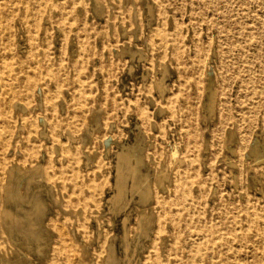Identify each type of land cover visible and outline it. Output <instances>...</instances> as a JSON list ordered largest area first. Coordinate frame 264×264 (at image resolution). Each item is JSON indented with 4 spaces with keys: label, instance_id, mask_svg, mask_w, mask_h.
I'll list each match as a JSON object with an SVG mask.
<instances>
[{
    "label": "rangeland",
    "instance_id": "1",
    "mask_svg": "<svg viewBox=\"0 0 264 264\" xmlns=\"http://www.w3.org/2000/svg\"><path fill=\"white\" fill-rule=\"evenodd\" d=\"M40 1L37 24L33 17H28L30 22L22 18L28 15V6H33L30 0L9 1L11 12L0 17L3 22L11 20L10 25L17 29L10 44L13 47L7 49L9 53L13 50V56L0 68V264H108L111 248H115L118 264H144L149 237L129 233L133 253L129 261L123 234L136 226L143 211L152 215L156 226L160 206L153 203L158 194L170 205L168 233L159 249L163 258L170 255L164 264H189L187 252L213 238L233 242L231 263L260 264L261 260L263 264L264 245L252 241L241 245L240 239L247 237L249 230L241 216L230 211L235 202L229 199L234 196L239 203L249 199L251 212L264 210V174L255 172L264 170V161L253 164L242 177L230 163L239 160V131L233 140L217 131L219 111L235 109L242 95L239 79L226 94H221L216 81L213 109L207 103L209 92L203 88L195 98V113L183 108L196 94L189 76L178 73L177 68L183 65L174 56L172 34L182 37L180 44L190 51L191 59L192 37L199 36L206 44L208 41L210 53L204 72L211 71L217 80L221 78L217 49L225 45L217 28H203L205 32L194 27L190 0H137L136 4L133 0ZM220 1L233 7V41L251 53L262 49L264 56V0ZM119 13L125 23L116 21ZM161 13L164 22L159 19ZM36 26L38 32L30 31ZM32 34L38 37L35 43ZM9 38L2 32L0 46L5 47ZM38 57L43 58L41 94L37 91L30 99H18L9 108L5 99L10 100L19 89L13 80L14 69L23 60ZM158 82H162L161 88ZM257 142L264 151V127L251 141ZM121 148H129L141 158L139 166L143 172L149 171L153 188L149 196L142 197L129 187L125 195L129 203L123 210L113 199ZM253 158L247 161L253 163ZM158 173L167 188L160 186ZM242 186L248 190L238 196ZM222 200L227 204L220 208ZM127 214L128 220L123 219ZM258 230L264 231L261 220L252 232Z\"/></svg>",
    "mask_w": 264,
    "mask_h": 264
},
{
    "label": "bare ground",
    "instance_id": "2",
    "mask_svg": "<svg viewBox=\"0 0 264 264\" xmlns=\"http://www.w3.org/2000/svg\"><path fill=\"white\" fill-rule=\"evenodd\" d=\"M9 1L11 0H0V17L7 13L8 11L11 12V6L9 4ZM28 1V0H23ZM33 4L28 6V15H22V18L30 22V19L28 18L33 17V22L37 24V21H40L41 17V2L40 0H30ZM102 2V1H101ZM137 0H133V3L136 4ZM148 2V1H147ZM153 2V1H152ZM11 3V2H10ZM104 3V2H103ZM190 4H192V11L190 13L191 18H193V24H195L196 29H202L203 31L207 32V29L211 28H217L218 33L224 37L225 45L219 46L217 49V52L219 54V61L221 68V78L214 80L213 74L210 72H204L205 70V64H206V56L209 52V45L208 41L207 44L203 41L202 38L193 36L191 39V42L193 44V58L190 57V51L188 49H184V47L180 44V39L182 38L178 33L173 32L172 34V41L174 43L173 45V53L174 56L181 62L183 65L180 68H177L178 73L183 75L184 77L188 78L189 76L190 81L192 82V87L194 89V92L196 96L193 99H188L186 103L183 105V108L187 113L194 114L197 110L196 103L197 100L195 99L198 94L201 93V90H205L206 92H209L208 95V105L210 108L213 109L215 106V100L216 95L218 93L217 89L214 88V84L219 83V88L222 89L221 94H226L227 88H229L232 83L239 79L241 88H242V95L237 101V105L235 106V109L228 108V111L225 112L223 110L219 111V118L217 123V131H222L223 133H226L227 139L233 140V136L239 131L238 133V148H239V160L237 162L230 161L231 164L235 165L237 169H239L242 172V177L245 174H248V172L251 171L253 168V164H259L260 162L264 161V151L261 148L262 145L260 143H251V141L254 139L256 135H259V133L262 132L264 127V56L262 54V49H259L258 53L255 52H249L248 49L245 48V46L240 45L235 40L233 41V30L234 28L233 24L236 23L232 18L233 13V7L229 4L230 2H223L221 3L220 0H190ZM257 3V2H255ZM262 3V2H261ZM13 3H11L12 5ZM16 4V3H15ZM194 4H198L197 6ZM20 5V4H19ZM155 5V4H154ZM14 6V5H12ZM105 6V4H104ZM151 6V5H150ZM17 7V6H16ZM15 7V8H16ZM179 7V5H178ZM14 8V7H13ZM100 9V8H98ZM103 9V8H102ZM101 9V10H102ZM149 9V8H148ZM16 11L19 10V8L15 9ZM14 11V10H13ZM100 11V10H99ZM97 12V11H95ZM102 12V11H101ZM154 12V11H153ZM152 12V13H153ZM9 13V12H8ZM13 13V12H12ZM99 13V12H98ZM148 13V12H147ZM15 14V13H14ZM5 15V14H4ZM100 15V14H99ZM254 15V14H253ZM6 16V15H5ZM11 17L12 14L10 15ZM153 16V15H151ZM4 17V16H3ZM9 17V16H7ZM16 17V16H15ZM102 17V16H101ZM100 17V18H101ZM153 18V17H152ZM5 19V18H3ZM9 19V18H8ZM160 20H166L163 13L159 15ZM2 20V18H1ZM95 20V19H94ZM93 20V21H94ZM148 20V19H147ZM253 20V19H252ZM11 21V20H10ZM9 20L6 22L0 21V31L1 33L4 32V34L8 35L9 43L6 44L5 47L0 46V68L4 66V61L8 57H12L13 50L11 53L7 51L13 44L12 36L14 34V31L17 30L13 28L10 24ZM116 21L125 23V18L122 17L121 13H119V16L116 18ZM14 22V20H13ZM26 22V23H27ZM239 22V21H238ZM253 22V21H252ZM137 23V22H136ZM151 23V22H150ZM241 23V22H240ZM259 23V22H258ZM35 24V25H36ZM263 24V23H260ZM69 25V24H68ZM148 25V24H147ZM58 26V25H57ZM65 26V25H64ZM114 26V25H113ZM257 26V25H256ZM44 27V26H43ZM109 27V26H108ZM263 27V25H262ZM264 28V27H263ZM36 28L34 29L31 27L30 31L32 32H38L36 31ZM69 29V28H68ZM138 29V28H137ZM262 29V28H261ZM40 30V29H39ZM53 30V28H52ZM64 30V29H63ZM104 30V29H103ZM109 31V29H108ZM152 31V30H151ZM154 31V30H153ZM232 31V32H231ZM0 33V34H1ZM262 33V30H261ZM36 34V33H35ZM241 34V33H240ZM37 35V34H36ZM104 35V34H103ZM109 35V33H108ZM152 35V34H151ZM247 35V34H246ZM4 36V35H2ZM37 36H34L32 34V40L33 43L36 42ZM52 38V37H51ZM109 38V37H108ZM152 38V37H151ZM7 38H5L6 40ZM41 40V39H40ZM106 40V39H105ZM26 42V41H25ZM43 43V42H42ZM109 43V41H108ZM150 43V42H149ZM220 43V42H218ZM11 44V45H10ZM30 44V43H29ZM166 44V43H165ZM9 45V46H8ZM36 45V44H34ZM33 45V46H34ZM4 46V45H3ZM41 46V45H40ZM212 46V45H211ZM31 47V46H30ZM36 47V46H35ZM67 47V46H66ZM85 48V47H84ZM148 48V47H147ZM13 49V48H12ZM30 49V48H29ZM137 49V48H136ZM211 50V49H210ZM25 51V50H24ZM34 51V50H33ZM72 51V50H71ZM84 51V49H83ZM118 52V51H117ZM134 52V51H133ZM38 53V52H37ZM29 55V53H28ZM46 55V54H44ZM53 56V55H52ZM120 56V55H119ZM124 56V55H123ZM131 56V55H130ZM133 56V55H132ZM140 56V55H139ZM40 57V56H39ZM32 58V59H25L21 63V66L18 69H14L13 71V80L17 82V85H19V89H15L13 92L12 98L9 100L10 97L6 100L4 103H8V107L12 104L17 103L18 99H28L31 97V95H34L37 91H40L41 94V62L43 60ZM47 57V56H44ZM60 57V55H59ZM52 58V57H51ZM16 59V58H15ZM82 59V58H81ZM148 59V58H147ZM47 60V59H46ZM62 60V59H61ZM212 60V59H211ZM14 61V59H13ZM16 61V60H15ZM138 61V58H137ZM134 62V61H133ZM145 62V61H144ZM16 63V62H15ZM49 63V62H47ZM53 63V62H51ZM165 63V62H164ZM55 65V64H54ZM53 65V66H54ZM131 65V64H130ZM51 66V64H50ZM165 66V64H164ZM45 67V66H44ZM52 67V66H51ZM55 67V66H54ZM87 67V66H86ZM166 68V67H165ZM53 69V68H52ZM57 69V67H56ZM111 69V68H110ZM129 69V68H128ZM149 69V68H148ZM147 70V69H146ZM207 70V69H206ZM44 71V70H43ZM48 71V70H47ZM46 71V72H47ZM50 71V70H49ZM53 71V70H52ZM86 71V70H85ZM129 71V70H128ZM45 72V73H46ZM112 72V71H111ZM143 72V70H142ZM78 73V72H77ZM147 73V72H146ZM152 73V72H151ZM166 73V72H165ZM168 73V71H167ZM44 74V73H43ZM131 74V73H130ZM164 74V73H163ZM55 75V74H54ZM3 76V75H2ZM105 77V76H104ZM143 77V76H141ZM98 78V77H97ZM168 78V77H167ZM170 78V77H169ZM182 78V77H181ZM185 78V79H186ZM8 79V78H7ZM11 79V78H10ZM9 79V80H10ZM43 79V78H42ZM161 80V79H160ZM184 80V79H183ZM180 81V79H179ZM190 82V83H191ZM162 82H158V87H162ZM174 83V82H173ZM156 84V83H155ZM185 84V82H184ZM183 84V85H184ZM16 85V86H17ZM165 85V83H164ZM177 85V84H176ZM191 85V84H190ZM9 88V85H7ZM14 86V88L16 87ZM185 86V85H184ZM183 86V87H184ZM188 86V85H187ZM2 87V86H1ZM128 87V86H127ZM153 87V86H152ZM157 87V88H158ZM191 87V86H190ZM187 88V87H186ZM203 88V89H201ZM183 89V88H182ZM201 89V90H200ZM168 90V89H167ZM2 91V90H1ZM160 91V90H159ZM68 95V94H67ZM116 95V94H115ZM113 95V96H115ZM202 95V94H201ZM4 97V96H3ZM94 97V96H93ZM107 98V97H106ZM116 98V97H115ZM3 99V98H2ZM30 99V98H29ZM104 100V99H103ZM1 102V100H0ZM87 103V102H86ZM107 103V102H106ZM223 104V103H222ZM42 105V103H41ZM72 105V104H71ZM152 105V104H151ZM199 106V105H198ZM73 107V105H72ZM10 108V107H9ZM29 108V107H28ZM100 108V107H99ZM209 108V107H208ZM94 109V108H93ZM107 109V108H106ZM83 110V109H81ZM129 110V109H128ZM9 111V109H8ZM3 112V110H2ZM7 112V111H6ZM81 112V111H80ZM92 112V111H91ZM113 112V111H112ZM214 112V111H213ZM10 113V111H9ZM8 113V114H9ZM83 113V112H82ZM206 113V112H205ZM87 114V113H86ZM111 114V113H110ZM30 115V114H29ZM83 115V114H82ZM85 115V114H84ZM209 115V113H208ZM10 116V115H9ZM87 116V115H86ZM85 116V117H86ZM5 117V116H4ZM32 117V116H31ZM81 117V116H80ZM106 117V116H105ZM84 118V117H83ZM87 118V117H86ZM133 118V117H132ZM7 119V118H6ZM5 119V120H6ZM72 119V118H71ZM79 119V118H78ZM85 119V118H84ZM97 119V118H96ZM105 119V118H104ZM121 119V118H120ZM198 119V118H197ZM8 120V119H7ZM205 120V119H204ZM77 121V120H76ZM79 121V120H78ZM212 121V120H211ZM8 122V121H7ZM99 123V122H98ZM81 124V123H79ZM86 124V123H85ZM92 125V124H91ZM154 125V124H153ZM178 126V125H177ZM24 127V126H23ZM98 127V126H97ZM156 127V126H155ZM137 128V127H136ZM25 129V128H24ZM23 129V130H24ZM80 129V128H79ZM93 129V128H91ZM78 130V129H77ZM48 131V130H47ZM142 131V130H141ZM78 132V131H77ZM48 133V132H47ZM61 133V132H60ZM162 133V132H161ZM201 133V132H200ZM140 134V133H139ZM73 135V133H72ZM261 135V134H260ZM218 136V135H217ZM163 138V134L161 135ZM261 137V136H260ZM16 138V137H15ZM74 139V138H73ZM112 138L109 139V142H111ZM165 139V138H164ZM263 139V138H262ZM125 141V140H124ZM7 142V141H6ZM85 142V141H84ZM214 142V141H213ZM229 142V141H228ZM263 142V141H262ZM128 143V142H127ZM126 143V144H127ZM118 144V143H117ZM125 144V143H124ZM144 144V143H142ZM223 144V143H222ZM128 145V144H127ZM200 145V144H199ZM83 146V145H82ZM110 146V145H109ZM117 146V145H116ZM221 146V145H220ZM129 147V146H128ZM231 147V146H228ZM132 148V147H130ZM145 148V147H143ZM236 148V147H235ZM264 148V147H263ZM52 149V148H51ZM55 149V148H54ZM122 149V148H121ZM120 149L118 155V163H117V182H116V193L113 196V199L115 203L120 205V209H125V206H127V201L125 199L126 192L128 188L132 190V192L139 193L142 197H147L152 192V181L150 177V173L143 172L142 168H140L139 163L141 162V158L137 155L133 154L132 151L129 148H123ZM83 150V149H82ZM137 150V149H136ZM236 150V149H235ZM144 151V150H143ZM163 151V149H162ZM212 151V149H211ZM231 151V150H230ZM21 153V152H20ZM163 153V152H162ZM160 153V155L162 154ZM231 153V152H230ZM66 154V153H65ZM79 154V153H78ZM82 154V153H81ZM80 154V155H81ZM138 154V153H137ZM232 154V153H231ZM237 154V153H236ZM144 155V154H143ZM177 155V153H175ZM71 156V155H70ZM82 156V155H81ZM164 156V155H163ZM162 156V158H163ZM179 156V154L177 155ZM253 163L248 162L247 158H251ZM3 155H0V162L3 160ZM44 157V156H43ZM72 157V156H71ZM78 157V156H77ZM174 157V156H173ZM81 158V157H80ZM90 158V157H89ZM117 158V157H116ZM177 158V157H175ZM174 158V159H175ZM69 159V158H68ZM78 159V158H76ZM178 159L181 160V158L178 157ZM237 159V158H236ZM177 160V159H175ZM184 160V158L182 159ZM223 160V158H222ZM117 162V160H115ZM72 163L70 160L69 163ZM87 162V161H86ZM175 162V161H174ZM183 162V161H181ZM215 162V161H213ZM245 162L248 163L247 166H245ZM70 163V164H71ZM216 163V162H215ZM250 163V164H249ZM176 164V163H174ZM167 165V164H166ZM229 165V163H228ZM232 165V166H233ZM150 166V165H149ZM148 166V167H149ZM80 167V166H79ZM205 167V166H204ZM211 167V166H210ZM246 167V169H244ZM95 169V168H94ZM150 169V168H149ZM168 169V168H167ZM166 169V171H167ZM33 170V169H32ZM37 171V170H36ZM161 171V170H160ZM186 171V170H185ZM229 171V170H228ZM97 172V171H96ZM257 172H260V175L264 174L263 169H259ZM161 173L166 176V172L161 171ZM161 173L159 174L158 180L160 182V186H162L164 189L167 188L165 185L164 180L162 179ZM230 173H234L233 171H230ZM38 174V173H37ZM42 174V172H41ZM73 174V173H72ZM255 175V174H254ZM253 175V176H254ZM241 177V176H240ZM241 177V178H242ZM257 177V176H256ZM262 177V176H261ZM34 178V176H33ZM46 178V177H45ZM30 179V177H29ZM32 179V178H31ZM116 179V178H115ZM239 179V178H238ZM171 180V179H170ZM29 181V180H28ZM238 181L237 177L235 178V182ZM105 182V180H104ZM103 182V183H104ZM213 182V181H212ZM254 182V181H253ZM260 182V181H259ZM9 183V182H8ZM228 183V182H227ZM13 184V183H12ZM239 184V183H238ZM261 184V183H259ZM105 185V183H104ZM251 187V184H249ZM45 187V186H44ZM115 187V186H114ZM255 187V186H254ZM262 188V187H261ZM40 190V188L38 189ZM46 190V189H45ZM190 190V189H189ZM248 188L242 186L241 189H239L240 193H238V196L246 194ZM191 191V190H190ZM218 191V190H216ZM28 192V191H27ZM95 192V191H94ZM214 194V193H213ZM262 194V193H261ZM263 195V194H262ZM36 196V195H35ZM243 198V197H242ZM108 199V198H107ZM106 199V200H107ZM111 199V198H110ZM128 199V198H127ZM139 199V198H138ZM175 199V198H174ZM138 201V200H137ZM135 202V201H134ZM229 202L234 203V207L230 209L232 212H235L237 216H241L242 221H244L248 227L249 235H245L247 237H242L240 239L241 245H246L249 241L252 242H258L264 245V231L258 230L257 232L253 230V227L256 226V223L259 222V220L262 221V228L264 229V210L263 211H253L251 206V201L249 199L245 203H239L236 200V197L231 196V200L229 199ZM41 203L40 205H42ZM139 204V203H138ZM157 206H160L159 210V216L157 217L156 226L153 225V221L155 222V219L152 217V215L145 213L143 211L139 217L137 218L136 226L132 229H126L125 233L123 234V243L125 245V255L131 260V255L133 254L130 250V242H129V233L133 232V235L139 236V237H149V242L147 245L149 246V251L145 255V261L144 264H164L167 263L170 259V255H167L165 258H163L160 255L159 249H160V242L162 241L163 237L167 235L168 230L167 226L170 222V205L168 200L165 199L164 195L158 194V197L156 198L155 203ZM227 204V201H221L219 203L220 208L225 207ZM30 205V203H29ZM113 206V205H112ZM134 206V205H133ZM42 207V206H41ZM45 207V206H44ZM16 210V209H15ZM23 210V209H21ZM26 210V209H25ZM131 210V209H130ZM128 212V211H127ZM130 212V211H129ZM135 212V210H134ZM14 213V212H13ZM29 213V212H28ZM31 213V212H30ZM33 213V212H32ZM119 213V212H118ZM154 213V212H153ZM11 214V213H10ZM39 214V213H38ZM44 214V213H43ZM133 214V212H132ZM131 214V216H132ZM222 216L225 213L223 211L221 212ZM34 215V213H33ZM123 215V214H122ZM40 216V215H39ZM26 217V216H24ZM129 214L126 215L125 220H128ZM12 218V217H11ZM226 219V217H225ZM225 219L223 222H225ZM57 223V222H56ZM59 223V222H58ZM13 224V222H12ZM59 225V224H58ZM15 226V225H14ZM19 226V225H18ZM123 226V225H122ZM97 227V226H96ZM33 228V226H32ZM35 228V227H34ZM20 229V228H19ZM37 229V228H36ZM39 229V228H38ZM123 229V228H122ZM200 231V230H199ZM11 232V231H10ZM24 232V231H23ZM153 234H152V233ZM26 233V232H25ZM99 233V232H98ZM174 233V231H173ZM11 234V233H10ZM117 234V233H116ZM21 235V233L19 234ZM197 236V235H196ZM24 237V235H23ZM38 237V236H37ZM36 237V238H37ZM41 238V237H40ZM194 238V237H193ZM256 238V239H255ZM18 239V238H17ZM111 239V238H110ZM139 239V238H137ZM146 239V238H144ZM25 240H27L25 238ZM98 240V239H97ZM193 240V239H192ZM140 241V240H139ZM138 241V242H139ZM145 240H142V242ZM191 241V240H190ZM235 241V240H234ZM43 242V241H42ZM137 242V243H138ZM199 242V239H198ZM111 243V242H110ZM190 243V242H189ZM251 243V242H250ZM36 244V243H35ZM175 245V243H174ZM184 245V244H183ZM37 246V245H36ZM99 246V245H98ZM120 246V245H119ZM255 246V245H254ZM258 246V245H257ZM88 247V246H87ZM192 247V245H191ZM41 248V247H40ZM136 248V247H135ZM134 248V249H135ZM176 248V247H175ZM233 242L229 239H222L220 238L217 240L216 238H213L211 241L203 242L200 244H197L194 246V248H191L190 252H187V260H189V264H234L231 263L232 256L235 251L234 250ZM110 249V248H109ZM141 249V248H140ZM147 249V247H146ZM171 252V248L169 249ZM168 250V252H169ZM189 250V249H188ZM47 251V250H46ZM135 251V250H134ZM182 251V249H181ZM115 248H111L110 253L108 255V264H118L117 257L114 255ZM139 253V252H138ZM121 254V253H120ZM169 254V253H168ZM25 255V254H24ZM124 255V257H125ZM135 255V254H134ZM21 256V255H20ZM133 256V255H132ZM235 256H238L236 253ZM140 257V256H138ZM255 258V257H254ZM21 259V258H20ZM140 259V258H139ZM183 261V260H182ZM246 262V260H244ZM31 262V261H30ZM36 262V261H35ZM106 262V261H105ZM124 262V261H123ZM93 263V262H92ZM136 263V261H135ZM134 263V264H135ZM177 263V262H176ZM244 263V262H243ZM261 264V260L259 261ZM124 264V263H123ZM128 264V263H127ZM246 264V263H244ZM264 264V262H263Z\"/></svg>",
    "mask_w": 264,
    "mask_h": 264
}]
</instances>
